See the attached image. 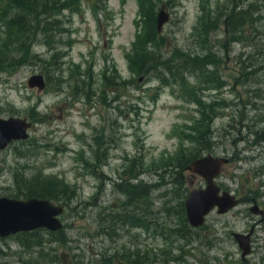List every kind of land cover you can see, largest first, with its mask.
Segmentation results:
<instances>
[{
    "label": "rangeland",
    "instance_id": "obj_1",
    "mask_svg": "<svg viewBox=\"0 0 264 264\" xmlns=\"http://www.w3.org/2000/svg\"><path fill=\"white\" fill-rule=\"evenodd\" d=\"M24 1L0 0V117L32 122L28 139L0 150V196L26 199L38 174L77 195L62 229L0 237V264H264V218L250 211L254 199L264 207V143L236 130L264 131V0H62L52 13ZM248 5L244 40L229 42L226 16ZM178 57L191 63L161 64ZM38 73L41 91L28 85ZM210 145L243 200L194 227L181 211L194 175L178 165ZM129 189L144 196L130 201ZM235 232L250 235L245 257Z\"/></svg>",
    "mask_w": 264,
    "mask_h": 264
},
{
    "label": "water",
    "instance_id": "obj_2",
    "mask_svg": "<svg viewBox=\"0 0 264 264\" xmlns=\"http://www.w3.org/2000/svg\"><path fill=\"white\" fill-rule=\"evenodd\" d=\"M170 12L162 5L157 17V31L161 33L164 25L170 20ZM28 85L43 90L46 87L45 76L41 73L33 75ZM32 122L26 118L10 116L0 117V150L5 149L11 142L25 140L30 137L29 129ZM230 162L228 157L204 154L195 159L188 166L194 174L200 175L206 181V186L193 188L186 199V213L189 223L194 227L201 226L207 216L217 209L219 213H226L237 206L239 199L229 190H222L217 183L224 166ZM256 206L251 210L255 211ZM66 211V204L55 203L51 199L30 197L27 199L0 196V237H8L20 232L34 231L45 228L57 231L64 227L60 217ZM242 256L252 251L250 235L235 232Z\"/></svg>",
    "mask_w": 264,
    "mask_h": 264
},
{
    "label": "trees",
    "instance_id": "obj_3",
    "mask_svg": "<svg viewBox=\"0 0 264 264\" xmlns=\"http://www.w3.org/2000/svg\"><path fill=\"white\" fill-rule=\"evenodd\" d=\"M13 1H18V3L20 4V6L26 7L27 3H25L24 0H13ZM67 1V0H66ZM58 2V4L60 3V7H57L56 3ZM41 8L47 12V13H52V12H56L59 9L57 8H61L62 6H66V3H64L62 0H42L41 3ZM252 5H248L246 7H240L239 9H237L236 6H234L233 10H231V12L226 16V26L230 29V38L228 39L229 42H234V43H240L242 40V35L245 34V30H244V25L246 20H249V18L252 16ZM32 12V7H29L25 12H23V15L26 17V15ZM33 15V14H32ZM57 15V14H56ZM49 21L51 20L52 22H54L53 18L51 16H48L47 14L43 17V20L41 21L42 23L44 21ZM210 20V19H209ZM24 22L27 24H29V21L27 19H24ZM26 26L25 28H20L19 26L18 31H20L22 40L19 41L18 46L19 50L22 49L23 45L24 47L26 46V41L24 40V36L27 33L26 32ZM158 32V31H157ZM16 36H18V32H16L15 34ZM247 46V45H246ZM27 54V53H26ZM177 55H181L180 51H177L176 53ZM28 55V54H27ZM243 55V54H242ZM160 54H154L151 57V60H153L154 58H161ZM35 57L36 59H39V55L38 53L36 54H29L28 56H26V58H33ZM5 60L6 58H2L0 59V66H2V68H0V71L5 69ZM42 62H45L43 58L39 59ZM193 60V59H192ZM194 60H198V59H194ZM187 62H190V58L189 57H178V59H171V60H165L163 61L161 64H165L164 66L167 67V69L169 70V72L171 73H175L174 70L176 69H180V66H182V64H186ZM46 64L48 62H45ZM191 63V62H190ZM247 67V66H246ZM196 68V66L194 67V69ZM211 107V111H216L214 104H210ZM205 114V111H204ZM210 114V112H209ZM217 115V114H216ZM253 121V117L251 118ZM206 117L203 116L202 121L201 122H205ZM251 123L250 122H240V126L239 128H237V132L243 133V130H247L246 133H248V136H253V141H251L252 143H254L253 145H257V144H262L264 143V131L261 130H251ZM249 140V139H248ZM208 150V152L212 151L213 146L210 145L208 148H206ZM212 153V152H210ZM203 155H198L195 154L192 159L190 160L189 163H187L186 165H183L182 163H179L178 168L180 167H186L187 165L189 166L192 161H194L195 159L201 157ZM168 173V172H167ZM181 179V180H180ZM180 182H182V178H180ZM24 183H28V188H25V193H24V197L30 198V197H39V198H47V199H51L53 201H59V202H63L65 204H69L71 199L75 198L77 195V190L75 189L74 186L69 185L67 182L64 181V179L55 177L54 178H50V177H43L41 174L36 175L35 177H33V179L27 180ZM30 186L35 187V186H41L43 187V190H35L33 188H30ZM130 193V201H134L135 197L136 199H138L139 197L144 196L143 194H141L140 192H137V189L133 190V189H129L128 190ZM23 197V198H24ZM182 198H180L179 201H181ZM185 202H183L182 205V209L181 211L183 213H185Z\"/></svg>",
    "mask_w": 264,
    "mask_h": 264
},
{
    "label": "flooded vegetation",
    "instance_id": "obj_4",
    "mask_svg": "<svg viewBox=\"0 0 264 264\" xmlns=\"http://www.w3.org/2000/svg\"><path fill=\"white\" fill-rule=\"evenodd\" d=\"M163 4H165V6H166V10L168 9V7H169V4L168 3H166V2H163L162 4H161V7H162V5ZM188 168V167H187ZM223 171H224V168H223V170H222V172H221V174L218 176V178H217V183L221 186V189L222 190H226V189H228L224 184H222L221 183V180H222V178H223ZM193 175H194V181L192 180L191 181V185H194V183H195V185H196V187L197 188H202V187H204L205 186V184H206V182H205V180L202 178V177H199V175H197V174H194L193 173ZM183 177H184V175H183ZM135 179V178H134ZM198 179V180H197ZM197 180V181H196ZM139 181H140V179H139ZM138 181V182H139ZM194 185V186H195ZM190 192V191H189ZM237 196V195H236ZM237 198H239L238 196H237ZM239 203L237 204V205H239V204H241L242 203V200L243 199H240L239 198ZM53 201V200H52ZM53 202H55V201H53ZM55 203H57V202H55ZM254 206H256V208H255V211L256 212H253L252 210H251V208L252 207H254ZM250 211L251 212H253V213H258V214H261V216L264 218V207L261 205V203L257 200V199H254L253 200V205L250 207ZM40 229H45V228H40ZM38 230V229H37ZM36 230H34V231H29V232H35ZM20 233H22V232H20Z\"/></svg>",
    "mask_w": 264,
    "mask_h": 264
}]
</instances>
